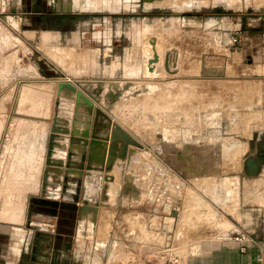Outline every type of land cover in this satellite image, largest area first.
<instances>
[{"label":"rangeland","instance_id":"374dc122","mask_svg":"<svg viewBox=\"0 0 264 264\" xmlns=\"http://www.w3.org/2000/svg\"><path fill=\"white\" fill-rule=\"evenodd\" d=\"M68 179L80 263L263 241L264 0H0V244Z\"/></svg>","mask_w":264,"mask_h":264},{"label":"crops","instance_id":"0c3cea01","mask_svg":"<svg viewBox=\"0 0 264 264\" xmlns=\"http://www.w3.org/2000/svg\"><path fill=\"white\" fill-rule=\"evenodd\" d=\"M153 89L155 91V86ZM79 223H81V219L80 222H78V225ZM3 231H10L9 233L13 235V245H6L5 243L0 244V257H2V255H7V257L13 259L12 264H64V261L62 260H57V262L39 261L30 255V247L28 248V251L27 249H25V251L22 250L21 246L19 248V245L23 242L24 238V231H21L20 228L12 229L10 227H5L3 228ZM222 240L223 241L218 246L211 247L208 250L199 253L189 254L183 258L182 261L180 260L177 263L170 262L168 259L159 258L157 261L150 264H264V240H246L239 238H227ZM81 244L83 245L84 242L79 243L78 237L75 236L73 242L64 244L59 257H67L69 264H88L85 262H79L84 259L80 256L81 249H78L79 246L81 247ZM65 252H68V254Z\"/></svg>","mask_w":264,"mask_h":264},{"label":"flooded vegetation","instance_id":"af4514ba","mask_svg":"<svg viewBox=\"0 0 264 264\" xmlns=\"http://www.w3.org/2000/svg\"><path fill=\"white\" fill-rule=\"evenodd\" d=\"M75 185L77 192L75 194L71 193V195H73L72 200H67L64 198L65 194H69V191L66 188L68 185L66 184L65 189L63 188L60 192L61 199L48 200L45 198L36 200L34 203H32V211L40 212L46 217L54 219L51 229H36L33 233L30 243V255L33 258L43 262H57V260H62L64 261V264H69L67 257L60 258L59 255L60 252H62V247L64 244L73 242L77 232V227L74 228L72 220L75 204L80 198L77 180L75 181ZM65 253L68 254V252Z\"/></svg>","mask_w":264,"mask_h":264},{"label":"bare ground","instance_id":"6f19581e","mask_svg":"<svg viewBox=\"0 0 264 264\" xmlns=\"http://www.w3.org/2000/svg\"><path fill=\"white\" fill-rule=\"evenodd\" d=\"M112 85H113V84H112ZM113 86H114V85H113ZM146 86H147V85H146ZM123 92H124V91H123ZM77 141H79V138L77 139ZM94 145H96L95 142L92 144V150H94V149H93ZM94 151H95V152H94V155H91V157L93 156L92 158H94L95 155H96V153H97L96 150H94ZM122 153H123V150L121 151V154H122ZM117 154H118V152H117ZM121 154H118V155H121ZM105 156H106V155H105ZM102 157H103V156H102ZM102 157H101V158H102ZM107 157L110 158L109 156H107ZM101 158H100V159H101ZM68 181H72V182L75 183V180H73V179H68ZM55 189H56V191H57V187H55ZM72 190L74 191V194L77 192L76 185H75L74 187H72ZM51 191H52V190H51ZM64 198H65V199H73V195H72V197H71V196H68L67 194H65V195H64ZM84 209H85V208H84ZM84 209H83V210H84Z\"/></svg>","mask_w":264,"mask_h":264},{"label":"water","instance_id":"95a60500","mask_svg":"<svg viewBox=\"0 0 264 264\" xmlns=\"http://www.w3.org/2000/svg\"><path fill=\"white\" fill-rule=\"evenodd\" d=\"M154 61H156V59H154ZM85 135H88V132L85 133ZM127 137L130 139V142H131V143L137 145V142H136V141H134V140H133L131 137H129L128 135H127ZM91 141L94 142L95 140L91 139L90 142H91ZM85 150H86V148H85ZM85 150H84V151H85ZM82 158H83V157H82ZM70 162H71V161H70ZM250 164H252L251 161H250ZM81 166H82V164L80 165V167H81ZM87 167L90 169V165H89V164H87Z\"/></svg>","mask_w":264,"mask_h":264}]
</instances>
